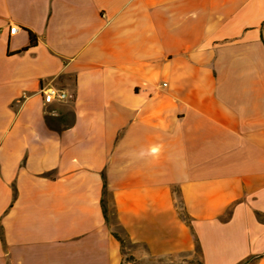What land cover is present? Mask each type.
I'll list each match as a JSON object with an SVG mask.
<instances>
[{
	"label": "crops",
	"instance_id": "1",
	"mask_svg": "<svg viewBox=\"0 0 264 264\" xmlns=\"http://www.w3.org/2000/svg\"><path fill=\"white\" fill-rule=\"evenodd\" d=\"M104 182L136 257L264 264V0H0V264H122Z\"/></svg>",
	"mask_w": 264,
	"mask_h": 264
},
{
	"label": "rangeland",
	"instance_id": "2",
	"mask_svg": "<svg viewBox=\"0 0 264 264\" xmlns=\"http://www.w3.org/2000/svg\"><path fill=\"white\" fill-rule=\"evenodd\" d=\"M177 195V208L181 215H184L185 211L181 204L180 198ZM111 227L115 229V231L119 232L122 236L123 233L121 230L115 225L113 219L111 220ZM122 264H199L198 257L195 255L194 258L189 259L185 254H176L174 256H161V257H146V258H138L133 255V251L135 250V245L131 244L128 240H126L122 245Z\"/></svg>",
	"mask_w": 264,
	"mask_h": 264
},
{
	"label": "trees",
	"instance_id": "3",
	"mask_svg": "<svg viewBox=\"0 0 264 264\" xmlns=\"http://www.w3.org/2000/svg\"><path fill=\"white\" fill-rule=\"evenodd\" d=\"M35 42V36L32 32H29V44L33 45ZM107 189H106V184L105 182L103 183V189H102V197H101V208L103 215L105 217V220L108 222L111 218L113 219L114 222V217H113V205L110 204L107 200ZM184 219H186V215H182ZM114 236L120 241L121 245L127 240L124 236H122L119 232L113 231ZM253 259L252 257H248L239 264H245ZM200 264V263H199Z\"/></svg>",
	"mask_w": 264,
	"mask_h": 264
},
{
	"label": "built area",
	"instance_id": "4",
	"mask_svg": "<svg viewBox=\"0 0 264 264\" xmlns=\"http://www.w3.org/2000/svg\"><path fill=\"white\" fill-rule=\"evenodd\" d=\"M16 29L17 27L15 25L9 26L10 33H14ZM39 93L44 104L49 103L53 100L63 101L65 99H68L69 97H72L71 95L69 96V94H67L65 90L55 88L51 85L41 86L39 89Z\"/></svg>",
	"mask_w": 264,
	"mask_h": 264
}]
</instances>
